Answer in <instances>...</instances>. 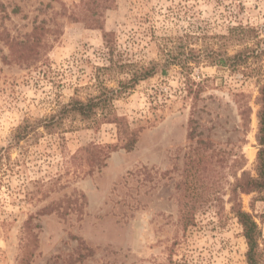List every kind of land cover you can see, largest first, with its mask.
Segmentation results:
<instances>
[{
	"label": "rangeland",
	"instance_id": "374dc122",
	"mask_svg": "<svg viewBox=\"0 0 264 264\" xmlns=\"http://www.w3.org/2000/svg\"><path fill=\"white\" fill-rule=\"evenodd\" d=\"M79 2L0 0V264H248L235 202L258 224L264 264V194L232 192L243 172L256 174L264 0H116L106 40L71 17ZM190 49L198 63L171 62L114 101L143 128L133 150L112 152L91 174L71 156L117 142L115 124L69 120L59 144L43 128L14 143L26 120L96 94L99 82L116 87L120 64ZM111 60L116 67L99 70ZM188 72L197 101L186 94ZM191 118L221 160L192 191Z\"/></svg>",
	"mask_w": 264,
	"mask_h": 264
},
{
	"label": "trees",
	"instance_id": "16d2710c",
	"mask_svg": "<svg viewBox=\"0 0 264 264\" xmlns=\"http://www.w3.org/2000/svg\"><path fill=\"white\" fill-rule=\"evenodd\" d=\"M115 3L116 0H80V2L74 6L71 17L77 22L84 23L88 28L102 30L106 40L110 34L104 27V15L107 10L115 6ZM110 48L112 49V46H110ZM230 59H234L238 65L242 64V59L239 55H235ZM199 61V56L196 55L194 57V50L190 49L189 52H183V54H170L168 58H164L163 60H153L147 64H130L129 69H127V64H120L118 68L121 69L120 73L123 74V76L117 78L116 87H109L99 82L96 94L89 95L85 99L74 96L69 102L59 105V108L48 117L39 119L32 124L26 120L16 128L14 143L20 144L22 141L30 138L32 132H36L39 128H43L44 132L48 134L58 135L59 140H56V142L59 144V142L64 139L63 133L67 132L66 122L69 120H79L84 123L89 122L97 126L106 123L115 124L117 128V142L107 144L90 143L71 156V160L73 161H86L90 165V170L87 173L91 174L95 168L99 169L106 165V161L112 152L119 149H125L127 151L133 150L138 141V131L143 128L142 126L139 128H132L128 118L118 114L114 108V101L134 89L141 81L149 79L158 73H167V66H169L171 62L185 64L189 62L198 63ZM224 62V59L220 60V63L224 64ZM116 66L117 64L111 60L110 66L101 67L99 70H105L106 72V70H112L113 67ZM186 75L188 79L187 88H185L186 94L197 101L200 96V91L198 89L194 90L195 82L190 78L189 72ZM198 87L199 85H197V88ZM256 102L259 105V110L257 112V142L259 149L256 156V174L253 175L249 172H243L241 177L236 178L232 192L238 196L242 193H257L258 197L261 198V195L264 194V81L262 84L260 83L259 96ZM194 122L195 118H191L188 132L190 143L185 154V171L190 178L189 184L191 183V185H193V187L189 185L191 191L197 189L196 178H198V174H200L204 166L208 168L211 162L221 161L214 160L215 155L216 159L220 158V155L216 154V149L212 150L213 143L198 137L199 133L196 131ZM209 151L211 154H209ZM232 209L243 227L248 246L246 253L248 264H262L260 262L261 252L259 248L261 232L257 222L249 212L243 210L240 202H235ZM47 211L49 210H46V212ZM183 214L188 215V211H185Z\"/></svg>",
	"mask_w": 264,
	"mask_h": 264
}]
</instances>
